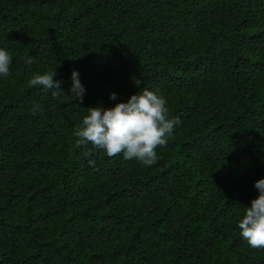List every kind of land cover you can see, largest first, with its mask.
<instances>
[{"label":"trees","instance_id":"1","mask_svg":"<svg viewBox=\"0 0 264 264\" xmlns=\"http://www.w3.org/2000/svg\"><path fill=\"white\" fill-rule=\"evenodd\" d=\"M0 48V264H264L238 228L264 178V0H0ZM54 71L58 97L28 85ZM140 88L182 121L156 163L85 158L88 108Z\"/></svg>","mask_w":264,"mask_h":264},{"label":"clouds","instance_id":"2","mask_svg":"<svg viewBox=\"0 0 264 264\" xmlns=\"http://www.w3.org/2000/svg\"><path fill=\"white\" fill-rule=\"evenodd\" d=\"M11 61L9 52L0 48V76L9 75ZM32 62L31 57L25 60L29 65ZM55 76L56 71L35 74L29 79L28 85L43 86L53 97H58L63 91L60 88L61 81L54 80ZM71 80V96L82 102L85 88L77 71L73 70ZM134 84L139 87L142 81L134 78ZM109 98L116 100L117 94L112 93ZM88 113L74 132L76 144L83 148L82 155L85 158L92 156V149H96L104 151L108 157L122 154L125 160L134 158L144 166L156 163V149L166 146L174 127L182 123L179 118H168L166 100L147 88L142 91L140 88L127 102L116 103L111 108L89 107ZM88 163L93 166L95 161L89 159ZM254 187L259 195L251 201L250 207L244 208L238 228L249 247L264 249V178L256 181Z\"/></svg>","mask_w":264,"mask_h":264}]
</instances>
